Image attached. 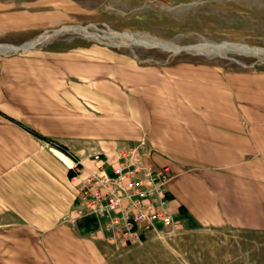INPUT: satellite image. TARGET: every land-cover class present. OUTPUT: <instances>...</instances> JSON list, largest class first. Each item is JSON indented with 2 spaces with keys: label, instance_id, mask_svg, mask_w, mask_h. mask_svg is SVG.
<instances>
[{
  "label": "crops",
  "instance_id": "0c3cea01",
  "mask_svg": "<svg viewBox=\"0 0 264 264\" xmlns=\"http://www.w3.org/2000/svg\"><path fill=\"white\" fill-rule=\"evenodd\" d=\"M96 1L0 0V37L80 21ZM129 144L171 176L177 229L264 234V71L32 50L0 58V264H114L170 230L124 241L77 216V171L114 178Z\"/></svg>",
  "mask_w": 264,
  "mask_h": 264
},
{
  "label": "rangeland",
  "instance_id": "374dc122",
  "mask_svg": "<svg viewBox=\"0 0 264 264\" xmlns=\"http://www.w3.org/2000/svg\"><path fill=\"white\" fill-rule=\"evenodd\" d=\"M81 15L80 21L50 30L0 37V47H19L0 53V58L96 45L146 64L187 60L240 72L264 71V0H97ZM29 43L34 47L23 48ZM111 261L264 264V234L176 227Z\"/></svg>",
  "mask_w": 264,
  "mask_h": 264
},
{
  "label": "built area",
  "instance_id": "2783aa9c",
  "mask_svg": "<svg viewBox=\"0 0 264 264\" xmlns=\"http://www.w3.org/2000/svg\"><path fill=\"white\" fill-rule=\"evenodd\" d=\"M139 151L129 144L126 152L119 153L114 178L92 171L83 176L84 166L75 175L79 180L77 216L96 220L99 229L111 232V237L119 233L124 241L140 239L139 230L178 226L168 206L171 176L167 169L145 163ZM95 157L100 159V154Z\"/></svg>",
  "mask_w": 264,
  "mask_h": 264
},
{
  "label": "bare ground",
  "instance_id": "6f19581e",
  "mask_svg": "<svg viewBox=\"0 0 264 264\" xmlns=\"http://www.w3.org/2000/svg\"><path fill=\"white\" fill-rule=\"evenodd\" d=\"M46 36H43V38ZM40 39V38H39ZM46 39V38H45ZM43 40V39H42ZM41 40V41H42ZM44 41V40H43ZM35 45V43H29L25 46H23V48L25 47H33ZM19 49V47L17 46H8V47H0V53H5L6 51H17Z\"/></svg>",
  "mask_w": 264,
  "mask_h": 264
}]
</instances>
